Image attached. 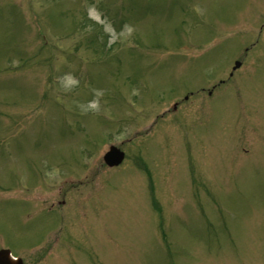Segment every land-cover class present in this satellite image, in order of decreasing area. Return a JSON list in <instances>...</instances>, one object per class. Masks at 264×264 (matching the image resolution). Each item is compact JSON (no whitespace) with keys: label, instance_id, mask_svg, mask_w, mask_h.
<instances>
[{"label":"rangeland","instance_id":"obj_1","mask_svg":"<svg viewBox=\"0 0 264 264\" xmlns=\"http://www.w3.org/2000/svg\"><path fill=\"white\" fill-rule=\"evenodd\" d=\"M0 250L264 264V0H0Z\"/></svg>","mask_w":264,"mask_h":264},{"label":"water","instance_id":"obj_2","mask_svg":"<svg viewBox=\"0 0 264 264\" xmlns=\"http://www.w3.org/2000/svg\"><path fill=\"white\" fill-rule=\"evenodd\" d=\"M239 66V63H235L233 69ZM123 158L124 154L120 150L115 147H110L104 154L102 160L107 167L112 168L120 165ZM0 264H22V262L19 259L12 258L7 250H0Z\"/></svg>","mask_w":264,"mask_h":264},{"label":"flooded vegetation","instance_id":"obj_3","mask_svg":"<svg viewBox=\"0 0 264 264\" xmlns=\"http://www.w3.org/2000/svg\"><path fill=\"white\" fill-rule=\"evenodd\" d=\"M236 70H237V69H236ZM233 75H234V74L229 73V75H228L229 79H231ZM222 82H223V81H221V82L219 83V85H222ZM214 87H215V86H213L212 88H210V90L206 91L205 95H206V96H211V91L213 90ZM199 91H201V92L199 93V95L204 94L203 88H200ZM189 95H191V93H189ZM186 99H187V97L184 96V97H183V100L186 101ZM176 105H177V104H174L173 110L176 109V107H177ZM57 204H58V206H63V201L60 200V201L57 202Z\"/></svg>","mask_w":264,"mask_h":264}]
</instances>
